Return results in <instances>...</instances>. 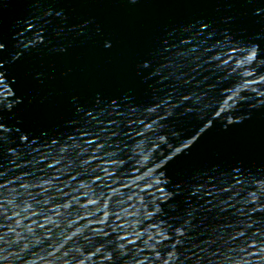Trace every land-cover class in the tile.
Here are the masks:
<instances>
[{
	"label": "water",
	"instance_id": "obj_1",
	"mask_svg": "<svg viewBox=\"0 0 264 264\" xmlns=\"http://www.w3.org/2000/svg\"><path fill=\"white\" fill-rule=\"evenodd\" d=\"M0 264H264V0H0Z\"/></svg>",
	"mask_w": 264,
	"mask_h": 264
}]
</instances>
